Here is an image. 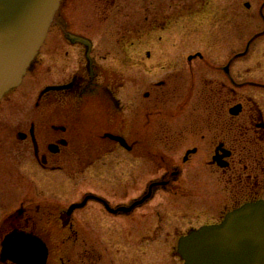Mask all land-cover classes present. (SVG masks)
Wrapping results in <instances>:
<instances>
[{"label": "flooded vegetation", "instance_id": "af4514ba", "mask_svg": "<svg viewBox=\"0 0 264 264\" xmlns=\"http://www.w3.org/2000/svg\"><path fill=\"white\" fill-rule=\"evenodd\" d=\"M81 1L62 0L27 72L45 76L35 98L12 100L20 115L0 117V129L13 135L17 169L64 174L73 186L50 183L64 191L56 201L0 200V264H162L144 258L161 248L163 234L176 237L166 262L185 264L181 237L262 199L264 101L206 93V68L194 70L196 61L206 63L201 53L187 56L188 73L156 79V70H146L151 53H129L122 36L125 52L109 63L91 33L97 10L107 12L117 0H86L95 24L78 27ZM226 67L219 92L234 94L243 84L264 89L258 80L236 82ZM184 89V100L175 102ZM87 175L90 181L82 179ZM209 183L223 185L222 202ZM8 236L23 244L4 260Z\"/></svg>", "mask_w": 264, "mask_h": 264}, {"label": "rangeland", "instance_id": "374dc122", "mask_svg": "<svg viewBox=\"0 0 264 264\" xmlns=\"http://www.w3.org/2000/svg\"><path fill=\"white\" fill-rule=\"evenodd\" d=\"M94 10L92 2H79L76 10V14L80 12L77 26L95 24L91 21ZM96 25L91 34L99 45L100 52L110 53L107 60L109 63H112V57L116 58L125 52L118 43L122 36H125L128 44L131 42L129 53H151L152 59L147 61L146 70L148 73L156 70V79H160L167 72L180 70L179 73H188L187 56L201 53L206 55V63L196 61L194 70L203 73L206 68V93L217 92L228 100L253 98L264 101V89L246 84L237 88L234 94L226 88L219 92L221 84L227 83L229 79L224 71L228 63L236 82L258 80L264 83V0H117L115 6L107 12L97 10ZM153 28L157 30L154 31ZM41 72L38 77L33 72L27 74L15 91L0 101V117L13 118L19 114L13 113V106L9 103L12 100L32 101L35 98L45 81ZM198 87L201 88L196 86L195 95L198 93ZM211 89L214 90L210 91ZM183 91L186 92L180 99H174L177 100L175 102L184 100L188 90ZM193 100H196V97ZM13 141L11 133L0 129L2 203H11L16 197L19 200L32 197L37 202L56 201L64 191L59 187L52 188L53 184L50 183L65 182V186H73V182L64 174L49 175L37 168L26 172L17 169L13 163ZM82 179L90 181L91 177L87 175ZM40 183L43 186H40ZM209 184L212 185L211 190L217 191L214 194L216 198L222 202V198L228 195L223 185ZM214 185L218 188L213 187ZM260 196L264 199V187ZM217 201L214 197L211 199L213 212L217 210L213 205ZM3 212H8V209H3L2 215ZM158 239L161 248L148 250L144 259H162V264H168L171 258L168 246L175 243L176 237L163 234Z\"/></svg>", "mask_w": 264, "mask_h": 264}, {"label": "water", "instance_id": "95a60500", "mask_svg": "<svg viewBox=\"0 0 264 264\" xmlns=\"http://www.w3.org/2000/svg\"><path fill=\"white\" fill-rule=\"evenodd\" d=\"M61 2L0 0V101L22 84L44 44ZM70 37L85 43L80 36L71 34ZM19 239L17 242L8 236L4 240V260L14 259L13 253L18 250L14 244H23L22 238ZM28 241L25 242L27 245L36 242ZM178 253L185 264H264V200L246 203L229 212L221 223L181 237Z\"/></svg>", "mask_w": 264, "mask_h": 264}]
</instances>
